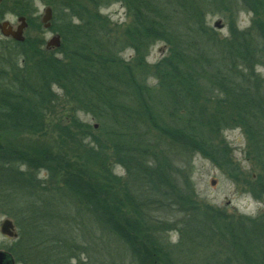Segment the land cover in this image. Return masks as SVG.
<instances>
[{"label": "trees", "instance_id": "1", "mask_svg": "<svg viewBox=\"0 0 264 264\" xmlns=\"http://www.w3.org/2000/svg\"><path fill=\"white\" fill-rule=\"evenodd\" d=\"M84 1L95 8L111 0ZM113 1H122L131 13L128 43L121 44L116 37V43L113 41V46L109 49L101 44L97 45V40L86 34L83 25L86 22L92 25L90 18L97 22L98 14L94 17L87 7L80 6L77 1H66L62 24L58 23L61 18L57 14L52 21L50 28L62 38L56 52L45 49L31 54L25 47L26 40L19 42L11 38L5 39L8 46L3 48L5 55L0 56V190L5 196L9 193L14 195L10 204L6 205L18 227L16 242L21 250L13 251V247L10 248L18 264H73L72 259H77L75 264H86L85 260L78 257L80 252H87L88 245L81 241L91 244L94 240L91 227L87 226L90 222L96 223L103 232H110L108 234L115 236L116 243L123 246L118 255V251L112 249L104 236H98L95 246L98 247L99 261L102 260V264H120L117 259L124 253L123 250L130 256V264H187L182 263L179 257L186 245L190 244L172 246L174 244H170L164 237L168 227L163 221L155 222L145 208V203L140 199L136 200L137 196L130 189L118 191L116 195L122 201L115 204L116 196L113 200L107 199L108 191L101 179L87 174L85 168L82 171L84 175L69 171L67 153H63L62 161L66 164L63 168L59 167V170L64 172L61 182L65 191L60 192L61 189L53 192L55 195L46 192L43 195L45 190L39 187L36 179L39 173L36 164L43 163L50 172V178L58 173L57 168L46 165L42 155L26 158V154L16 144V140L24 135L41 134L46 129L48 117L59 103L53 85L61 90H70L81 109H94L98 114L108 117L107 122H104L102 137L118 147L111 156L123 162L132 176L134 174L136 188L149 190L143 192L156 195L155 199L150 198L154 204L166 198L173 199L174 195L170 190L164 189L160 166L157 165L159 162L146 164L141 155L144 156L143 152L147 149L137 147L140 142L146 141L142 134L146 118L151 116L152 119H157L154 114L157 110H152L153 105L142 92L149 91L148 87L141 81H138L139 84L123 80L125 77H122V70L134 67H127L120 60L119 48L122 45L134 47L143 58L154 41L166 43L169 54L156 64L154 73L159 78V91L153 93L156 98L160 97L163 107L172 118H169L171 128L166 129L165 134L191 150H199L218 159L225 153L204 131L205 123L199 108L192 101V97L196 95L194 87L198 86L197 63L207 65V72L216 86L214 91H222L225 96L228 109L226 117L234 116L233 121L236 117L239 118L238 122L245 129L251 152L264 171V85L259 78L253 84L250 78L252 76L246 73L247 67L256 60L251 53L259 51L264 62V35L258 36L261 39L258 48L254 45L251 26L245 30L248 33L241 35L249 41L247 47H238L241 44L235 41L228 45L220 43L217 38L215 40L209 33L210 28L203 22V16L210 9L209 5L205 8L197 6L191 12L186 8V0ZM260 5L264 8L262 0ZM214 7L217 8V5ZM176 14L190 19L185 22L183 31H179L172 21ZM261 16L264 19V14L261 15L256 8V17L261 19ZM75 18L78 21H74ZM236 34L240 35V32L233 33ZM235 37L237 36L234 39ZM78 39L94 46V51L87 52L85 49L88 54L86 56L76 49L70 51L69 46L74 48ZM200 39H204L203 45H200ZM97 52H104L111 58L103 57ZM13 53L15 59L10 62V57L6 58V55ZM107 60L111 61V65L106 63ZM32 62L36 66L30 71ZM94 62L96 66L91 65ZM67 125H58L59 138L61 147L75 154L78 159L80 166L77 164L74 170L93 163L108 172V142L86 130L81 131V126H87L84 123H75L74 129ZM88 134L92 136V141H86ZM5 140L7 143L12 142L7 150L3 144ZM119 141H130L131 144H120ZM135 159L137 166L133 163ZM83 161L86 162L81 165ZM25 174H29L32 179L24 177ZM103 179L110 182L107 177ZM167 184L171 185V182ZM117 186L120 188V184ZM67 199L73 202L71 207L67 205ZM174 204H179L177 199ZM223 225L227 230L220 234L223 236L220 241L231 244L233 250H230L231 256L224 260L225 264H264V212L255 218L248 217L246 224L240 229ZM79 231H82L81 237ZM212 238L214 239L213 236ZM107 251H112L113 254L105 257L102 252ZM237 257L242 261H236Z\"/></svg>", "mask_w": 264, "mask_h": 264}, {"label": "rangeland", "instance_id": "2", "mask_svg": "<svg viewBox=\"0 0 264 264\" xmlns=\"http://www.w3.org/2000/svg\"><path fill=\"white\" fill-rule=\"evenodd\" d=\"M66 1H77L76 3L80 6L87 7L94 17L98 14L96 18L97 22L95 20L92 21V18H90L92 25H88V22L83 25L86 34L97 40V45L101 44V46L109 49L113 46V41L116 43L117 38L121 44L130 42L127 39V35L132 16L122 1L111 0L107 4L98 5L93 8L88 5L89 2H85L84 0H0V6L3 5V7H0V23L8 20L16 28L20 23L18 17L25 16L28 23L24 30L26 49L31 54L36 51H43L48 49L47 42L59 34L51 28L43 26L41 19L45 13V8L50 6L53 10L52 21L57 14L61 18L58 19V23L62 24V18L65 19L64 7ZM230 1L231 4L229 3ZM185 2L187 4L186 8L191 12L195 11L197 6L202 8L210 6V9L203 16V22L210 28L209 33L215 40L217 38L220 43L228 45L235 41V43L241 44L237 45L238 47H247L249 41L241 35L248 33L245 30L252 26L251 35L254 45L260 48L261 39L258 36L259 34L264 35V19L262 16L261 19L256 17V8L261 12V15L264 14V8L261 7L260 0H252V2L249 0H186ZM262 2L264 3V0ZM114 5H118V7H114ZM216 5L217 8L214 7ZM74 21L78 20L75 18ZM172 21L179 31H183L185 22H189L190 19L182 14H176ZM217 22H219V26L216 25ZM241 31L245 32L241 33ZM238 32H240V35H233V33ZM234 36L237 37L234 39ZM5 39L0 32V56L4 54L3 48L5 49L8 46V42ZM199 43L203 45L204 39H200ZM58 48L54 47L49 50L56 52ZM69 49L70 51L73 49L81 51L82 55L86 56L88 55L86 51L93 52L94 46H90L85 40L78 39V41H75V47L69 46ZM97 53L103 57L111 58V56H108L104 52ZM168 54L169 48L161 40L154 41L148 47V52H146L143 58L130 45H122L119 48L120 60L126 66L132 65L134 67L122 70V77H125L123 80L128 83L141 81L148 87L149 91L142 92H144L145 98L150 100L149 103L153 105L154 108L152 110H157L154 113L157 119H152L151 116L147 117L145 126L142 129V134L146 138V141L140 142L141 144L137 145L142 150L147 149L143 152L146 156L143 154L144 157L140 153L138 155H141V159L143 158L142 160L146 164L153 165L161 162L157 165L160 166L161 177L165 184L164 189L165 191L170 190L169 192L174 195L173 199L167 200L166 198L154 204L150 198L155 199L156 195L150 192H143L149 190L136 188L134 174L132 176V173L128 172L123 162L117 161L116 157L111 156L113 151L116 148L118 149V147L113 146L111 142L105 140L104 136L102 137L104 122H107L108 117L101 113L98 114L94 109H81L70 90H61L56 86L54 92L58 95V107L48 117L49 120L44 132L41 134H26L23 138L17 139L16 144L26 154V158L31 159L36 155H42L46 165L50 164L57 168L58 173L52 175V178H50V172L44 167V164L41 162L36 164L39 167L36 179L39 187L45 190L42 192L43 195H46L45 192L55 195L53 192H59L62 189L63 184L61 181L63 180L64 172L60 171L59 167L62 166L61 168H63L66 164L62 160L64 159L63 153H67L66 160H68L69 171L84 175L82 171L85 168L87 174L101 179L102 183L105 184V190L108 191V200H113L116 196L114 203L117 204L122 200L119 199V195H116V193L130 189L137 196L136 200L140 199V201L145 203V208L149 210L153 220L155 222L163 221L168 227V232L164 234V237L170 241V244H174L172 246L179 247L180 245L190 244L186 245L185 251L179 257L182 263L205 264L208 262L212 264H225L224 260L227 256H231V251L233 250H231V244L220 241L223 238L220 234L225 233V230H227L223 224L228 225V227L232 226L234 229H240L241 226L246 224L248 217L255 218L264 212V171L251 152L245 129L238 122L239 118L236 117V120L233 121L235 119L234 116L231 118L226 117L228 109L225 104V96L222 91H214L216 90V86L212 81L213 79H211L212 77L207 72L209 67L202 63H197L198 86L194 87L196 95L192 97V101H194L195 107L199 108L202 121L205 123L204 131L208 133L212 141L225 154L223 157L214 159L199 150H191L181 145L177 140L165 134V130L170 127L169 118H172L163 107L164 104L161 103L160 97L157 96L156 98L153 93L159 91V85L157 84L159 78L154 73L156 72V64ZM13 55L14 53L6 55V58L10 57V62H13L15 59ZM82 55H77V57H82ZM251 55L256 60L253 61L250 67H247L246 73L252 76L250 78L253 84L259 78L263 80L264 85V71L257 70L258 68L264 69V62L260 58L259 51L253 52ZM200 60L204 61L203 58H200ZM77 63L80 64V61ZM95 63L91 65H95ZM106 63L111 65L110 60H107ZM30 65L31 71L35 68L36 63L32 62ZM108 68L111 69V67ZM81 75L83 77V74ZM208 87L214 89L211 90ZM75 123H84L87 126H81L79 128L81 131L86 130L92 135L102 137L104 141L108 142L107 153L110 165L108 172H105L103 168L96 167L93 163H87L80 170H74V167L76 168V165H79L78 159L75 154L69 153L61 147L62 143L61 138H59L58 125L68 124L67 126L74 129L76 127ZM86 138V141H92L90 134ZM119 143L124 144L125 141H119ZM129 143H125V145ZM3 144L7 150L10 148L12 142L7 143L5 140ZM45 158H47V161ZM85 162L83 161L81 165L85 164ZM133 163L137 166L136 159L133 160ZM134 170L138 171L136 168ZM24 177L32 179L29 174H25ZM103 177H107L110 182L107 183ZM167 182H171V185L167 184ZM118 184H120V188H118ZM64 191L62 189L60 192ZM113 192L115 194H112ZM9 194L5 196L0 190V197L3 199L0 198V225L6 218H10L16 223L15 218L9 214L10 209L6 205L10 204L11 198L14 197V195L11 196ZM122 195H124V192ZM176 199L179 204H174ZM180 200H183V202ZM67 205L71 207L73 202L67 199ZM73 210L76 211L75 208ZM80 210L82 211V209ZM80 214L83 216V212ZM143 225L145 226L146 224L143 223ZM87 226L91 227L94 240L91 244L81 241L84 245H88V253L80 252L78 257L80 260H85L86 264H102V260L101 262L99 261L98 247L95 246V239L98 236H104L112 249L115 248L118 251V255L120 254L123 246L118 242L116 243L115 236L108 234L110 233L108 231L107 233L103 232L96 223L90 222ZM16 228L18 231L17 226ZM79 235L81 237L82 231H79ZM1 241L2 236L0 233ZM16 243L7 240V248L13 247V251L21 250V247ZM123 252L117 259L118 263L130 264V256L125 254L127 253L126 251L123 250ZM102 254L105 257H109L113 252L107 251L106 253L102 252ZM72 261L76 262L77 259H72ZM236 261L242 260H239V257H237Z\"/></svg>", "mask_w": 264, "mask_h": 264}, {"label": "water", "instance_id": "3", "mask_svg": "<svg viewBox=\"0 0 264 264\" xmlns=\"http://www.w3.org/2000/svg\"><path fill=\"white\" fill-rule=\"evenodd\" d=\"M53 16V12L51 7H46L45 13L42 16V22L45 28H49L51 26V19ZM20 24L14 29L12 24L5 20L0 23V31L5 37H12L17 41L24 40V29L27 27L28 23L26 21L25 16H20L18 18ZM219 26V22L216 23ZM61 44L60 35H55L52 39L47 42V48L59 47ZM1 232L11 237H17L18 233L15 231V227L13 221L9 218L5 219L1 224ZM12 257L7 253L0 252V264H12Z\"/></svg>", "mask_w": 264, "mask_h": 264}, {"label": "flooded vegetation", "instance_id": "4", "mask_svg": "<svg viewBox=\"0 0 264 264\" xmlns=\"http://www.w3.org/2000/svg\"><path fill=\"white\" fill-rule=\"evenodd\" d=\"M0 233H1V236H2V241L0 242V252L1 253H5V254L8 253L12 257V261H13L12 264H18L16 262V258L14 256V254L12 253L10 248H7V240H11L12 242H16L18 237L14 238V237H11V236H7L6 234H3L1 232V230H0Z\"/></svg>", "mask_w": 264, "mask_h": 264}, {"label": "clouds", "instance_id": "5", "mask_svg": "<svg viewBox=\"0 0 264 264\" xmlns=\"http://www.w3.org/2000/svg\"><path fill=\"white\" fill-rule=\"evenodd\" d=\"M114 7H118V5H114ZM102 11H104L103 9H102ZM258 71H264V69H257ZM53 87H54V89L56 88V86L55 85H53ZM73 264H75V261H73Z\"/></svg>", "mask_w": 264, "mask_h": 264}]
</instances>
